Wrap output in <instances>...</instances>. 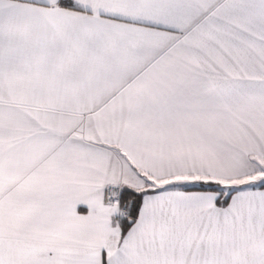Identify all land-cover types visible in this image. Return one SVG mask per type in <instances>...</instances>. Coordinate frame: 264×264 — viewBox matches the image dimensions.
Here are the masks:
<instances>
[{
  "label": "snow or ice",
  "instance_id": "snow-or-ice-1",
  "mask_svg": "<svg viewBox=\"0 0 264 264\" xmlns=\"http://www.w3.org/2000/svg\"><path fill=\"white\" fill-rule=\"evenodd\" d=\"M0 264H264V0H0Z\"/></svg>",
  "mask_w": 264,
  "mask_h": 264
}]
</instances>
